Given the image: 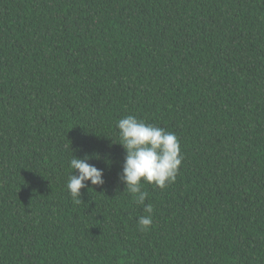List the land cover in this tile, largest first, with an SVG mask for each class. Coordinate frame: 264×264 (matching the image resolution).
<instances>
[{"label":"trees","instance_id":"obj_1","mask_svg":"<svg viewBox=\"0 0 264 264\" xmlns=\"http://www.w3.org/2000/svg\"><path fill=\"white\" fill-rule=\"evenodd\" d=\"M0 264H264V0H0Z\"/></svg>","mask_w":264,"mask_h":264}]
</instances>
